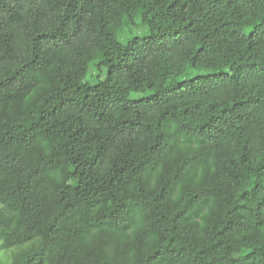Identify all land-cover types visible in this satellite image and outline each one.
<instances>
[{"label":"trees","instance_id":"trees-1","mask_svg":"<svg viewBox=\"0 0 264 264\" xmlns=\"http://www.w3.org/2000/svg\"><path fill=\"white\" fill-rule=\"evenodd\" d=\"M0 264H264V0H0Z\"/></svg>","mask_w":264,"mask_h":264},{"label":"rangeland","instance_id":"rangeland-1","mask_svg":"<svg viewBox=\"0 0 264 264\" xmlns=\"http://www.w3.org/2000/svg\"><path fill=\"white\" fill-rule=\"evenodd\" d=\"M136 33V32H135Z\"/></svg>","mask_w":264,"mask_h":264}]
</instances>
